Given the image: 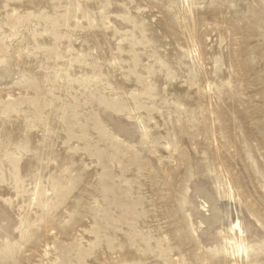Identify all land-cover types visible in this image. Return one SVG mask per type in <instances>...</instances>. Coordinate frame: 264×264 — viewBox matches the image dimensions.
Masks as SVG:
<instances>
[{
  "label": "rangeland",
  "instance_id": "1",
  "mask_svg": "<svg viewBox=\"0 0 264 264\" xmlns=\"http://www.w3.org/2000/svg\"><path fill=\"white\" fill-rule=\"evenodd\" d=\"M0 264H264V0H0Z\"/></svg>",
  "mask_w": 264,
  "mask_h": 264
}]
</instances>
